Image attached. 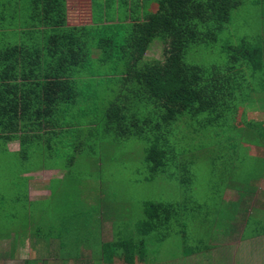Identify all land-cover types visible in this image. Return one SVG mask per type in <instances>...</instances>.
I'll return each mask as SVG.
<instances>
[{
	"label": "trees",
	"instance_id": "obj_1",
	"mask_svg": "<svg viewBox=\"0 0 264 264\" xmlns=\"http://www.w3.org/2000/svg\"><path fill=\"white\" fill-rule=\"evenodd\" d=\"M245 2L106 0L104 3L103 0L104 23L82 27L69 25L68 0H26V16L21 21L17 15L7 20L4 12H0V25L3 20L4 27L15 28L17 34L15 42L0 54V134H11L8 139L0 138V146L19 140L15 135L21 128V151L15 155H23L27 163L30 149L46 152L41 165L32 166L21 180L26 182L29 179L25 175L54 169V165L47 164L53 161L51 152L70 154L71 162L75 161L78 154L87 150L89 139L106 145L109 139L118 143L138 138L146 145L148 182L171 177L179 179L185 187L194 178L192 168L199 156L192 155L191 148L212 147L210 136L217 127L227 131L229 144L239 146L235 149L237 153L242 149L248 152L245 147L248 143L264 147V119L249 118L251 112L264 114V34L259 36L258 43L245 38L238 46L227 45L225 53L230 60L224 65H200L194 58L198 47L219 43L236 10ZM93 4L97 8V3ZM157 42L163 46L165 60L147 56ZM92 47L97 49L91 50ZM96 76L107 78L103 81ZM237 119L243 123L234 125ZM187 125H194L195 137L184 140L182 130ZM204 132L207 134L202 140ZM216 148L213 147L214 152ZM7 151L4 152L11 157ZM235 154L219 159L235 164ZM210 158L214 160L215 155ZM255 163L257 169L264 168L259 159ZM233 169L227 175L235 177ZM253 180L252 176L242 190L234 188L232 192L244 196L253 191L258 184ZM14 181L17 193L21 182ZM227 192L215 196L218 201L213 204L217 206L213 210L215 218L205 219L212 231L230 220L238 221L243 215L238 202L226 198ZM14 201L13 208L5 205L9 212L2 209L1 214H5L6 222L14 219L16 224L18 208L24 211L29 203L28 193ZM226 204L234 206V213ZM31 205L26 208V229L32 227L33 238L50 236L47 241L51 242L52 235L45 234V226L32 225ZM181 208L180 203L147 204L139 227L142 237L106 243L96 250L100 263L145 262V237L162 232L175 216L180 221ZM11 210H15V215ZM100 218L109 221L105 215ZM251 220L256 228L254 235L258 233L263 238L264 222L254 217ZM87 225L101 230L98 221L94 223L84 217L81 232H89ZM230 230L235 232L233 228ZM230 230L226 233L230 234ZM11 234L0 233V240ZM16 240L18 234L11 246L16 245ZM2 245L0 264L5 256L9 258ZM184 250L188 255L191 248L185 246ZM73 255L67 257L65 264ZM83 256L84 253L76 255L80 264Z\"/></svg>",
	"mask_w": 264,
	"mask_h": 264
},
{
	"label": "rangeland",
	"instance_id": "obj_2",
	"mask_svg": "<svg viewBox=\"0 0 264 264\" xmlns=\"http://www.w3.org/2000/svg\"><path fill=\"white\" fill-rule=\"evenodd\" d=\"M101 2L103 0H68L69 17L71 19L69 25L82 27L103 24L104 12L102 9L104 5ZM105 2L106 0H104ZM93 3H97V8ZM153 8L156 9L155 6ZM3 24L5 25L1 20L0 54L8 50L11 43L15 42V37H17L15 28L11 27L9 29L8 26L4 27ZM262 34H264V0L261 2L246 0L244 5L236 10L230 28L221 36L219 43L198 47L194 55L195 61L200 65L210 67L224 65L230 60L225 53L227 45L238 46L245 38L253 43H258L261 41L259 36ZM93 49H97V47H92L91 50ZM98 50L101 52L100 49ZM147 56L165 60L161 43L157 42L148 51ZM96 78L103 81L105 79L106 81L107 77L96 76ZM256 113L258 114H255V112L249 113V118L254 120L264 119L263 113ZM242 123V120L237 119L233 124L241 125ZM193 127L194 125H187L182 130L184 140L195 137V133L192 131ZM226 132L221 126L212 131L210 136L212 145L214 143L212 147L191 146L192 155L199 154V156L194 161L195 164L192 168L194 178L187 181L188 187H185L179 179L171 177H161L153 182H148L150 171L144 161L146 145L140 142L138 138L118 143H113L109 139L106 145L89 139L85 146L87 150L78 154L77 159L73 162H71L70 154L56 155L57 153L51 152L53 161H49L47 164L54 165L53 167L58 169L59 172L37 171L25 175V179H29V181L24 182L21 180L22 175L28 173L27 171L32 169V166L41 165L42 157L46 152L39 148L30 149L31 156L29 155L27 163L23 161V155H15L21 151L20 138L23 135L21 128H18V133L15 136L19 137V140L10 141L5 146L2 144V148L0 146V163H3V165H0V233L18 234L21 227L19 225L27 224L28 211L26 208L29 207L28 205H25L24 211L22 207L18 208L19 221H16V224L14 219L6 222L5 214H1V210L4 209L9 212L7 207L13 208L16 198L21 197L23 199V196L28 193L29 182L30 188L32 187L31 190H33L31 191L30 200L35 202L29 209L34 227L45 226L50 228L52 225L58 230H54L51 235H58L62 232L66 235L68 229L77 226V230L70 231L68 234L75 233L82 239H88V242L94 244L98 243L101 238L102 230L91 229L90 236L86 235L87 231L82 233L81 224L84 221L85 214H92L93 217L94 215H105V218L112 222L114 240L124 241L142 237L139 227L145 218L144 210L147 204L155 202L180 203L182 205L181 216H179L180 221L175 216L171 221V225L164 228L162 232L151 233L145 237L147 257L145 262L141 264H170L176 258L185 262L190 259L182 257L185 246L192 248L193 244L191 242L194 241L197 244H208L213 240L214 235H217L216 227L212 231L210 229L211 224L205 222V219L210 216L215 218L213 210L217 206L213 207V204L218 202L215 200V196L228 190L233 191L234 188H238L239 191L242 190L245 183H247L246 180L252 176L255 183L259 182L253 186V191H247L250 194L246 193L244 203H247L249 215H259V217L264 218V212L257 214L258 211L256 210V208H260V211L264 209L260 207L259 197L261 196L258 194L264 192V185H262L264 168L262 170H260V167L256 168V159H252L249 152L243 149L238 151L239 153L235 152L236 147L239 146L229 144ZM206 134L204 132L200 136L202 140L206 137ZM10 135L2 133L0 138L5 140ZM90 142L93 144L88 147ZM15 146L18 148H15ZM214 146L217 147L216 152L213 151ZM250 146L254 155L264 158V147L258 149L257 146H252L249 143L245 147ZM6 150L11 154V157L6 155L4 152ZM222 151L226 153H222ZM234 153L237 157L235 164H231L229 160L222 161L219 159V156ZM210 155H215L214 160L209 159ZM5 159L8 160L4 161ZM232 168L236 171L235 177L227 175ZM16 179L21 182L17 186L19 189L17 193L15 186L12 185V182H15ZM37 187H40L39 190H44L46 193L44 192V195L42 193L34 194ZM248 188L252 189L251 186ZM50 191L53 193V197L48 199ZM99 206L101 207L99 208ZM226 207H229V211L234 213V206L231 207L226 204ZM237 207L242 211L241 204ZM11 214L15 215V210H11ZM95 221L97 220L95 219ZM235 224L236 222L233 223V225ZM104 226L107 229L106 232L111 235V225L106 223ZM232 228L235 230V227L232 226ZM247 232V237L254 235L256 232L254 222L251 223ZM45 234L48 233L45 232ZM26 241L31 243L30 240ZM27 243L25 249L28 252L27 256H29L30 251ZM84 244L79 243L82 246L79 250L77 248L72 249L74 252L73 259H69L68 262L71 260L73 262L79 261L76 255L78 253L83 254ZM89 253L84 252V254ZM22 254L25 255L24 252ZM207 257H209V253ZM197 259L199 262L205 261L204 264H211L210 259L208 261L202 260L199 256ZM231 260L232 262L229 259V264H237L236 258L232 257Z\"/></svg>",
	"mask_w": 264,
	"mask_h": 264
},
{
	"label": "crops",
	"instance_id": "obj_3",
	"mask_svg": "<svg viewBox=\"0 0 264 264\" xmlns=\"http://www.w3.org/2000/svg\"><path fill=\"white\" fill-rule=\"evenodd\" d=\"M29 5V4H28ZM0 12H4V15L6 16V19L9 20L13 15H17L20 18V21L26 16V0H0ZM71 22V21H70ZM260 113V112H259ZM252 146H256L255 144H251ZM15 148H18L15 146ZM250 157H254L256 161L259 159L260 161H264V158L261 156H256L252 153V147H246ZM254 148V147H253ZM256 148H262L260 146H257ZM46 171V170H43ZM59 172L58 169L54 168L50 171L46 172ZM54 179V178H52ZM51 179V181H52ZM50 181V183H51ZM19 182V181H18ZM259 182V181H258ZM20 183V182H19ZM264 185V179L263 184ZM36 186V184H35ZM261 186V185H260ZM32 188V187H31ZM30 188V182L28 186V197H29V203L32 205L35 203L34 201L30 200L31 196V190ZM40 187L35 188L34 194H43L44 190L40 191ZM251 192V191H250ZM46 193V192H45ZM247 193V192H246ZM246 193L244 196L240 195L242 193L238 192H232L229 191V193L226 195V198L229 200H233L234 202H238V204H241L242 213L243 215L241 218H238V221H232L227 222L223 224V227H214L217 229V235H214V238L211 242H209L206 246H200L199 243L197 244L196 241L191 242L193 244V247L191 248V252L189 251L188 255H185L187 252L184 250L183 252V258H190L187 259L185 262L179 261L178 258L173 259L170 264H204L205 261L199 262L197 257L201 258L202 260L208 261L210 259L211 264H229L232 262L231 258L234 257L237 260V264H264V237L256 235L247 237V229L249 227L248 223H251V219L254 217L255 219L260 220L261 222H264V218L259 217V215H249V208L247 206V203L245 202L246 199ZM264 192L258 193L261 197H259L260 207L264 208ZM248 195L250 193H247ZM257 194V193H256ZM258 195V196H259ZM24 197V196H23ZM53 197V193L50 191V195L48 199H51ZM92 200V199H90ZM241 202V203H240ZM263 202V203H261ZM28 203V206H29ZM23 204V203H22ZM101 206H99L100 208ZM258 211L257 214H260L264 212V209L260 211V208H256ZM84 217H86V220L91 222H96L95 219L98 221V224L101 226L102 234L101 238L99 239L98 243L88 242V239H82V237L78 236L75 233H69L75 231L76 228L68 229L67 234L65 235L63 232L60 234L52 235L51 242L47 241V238H50V236H44L39 237L35 236L33 238L31 235L34 233L32 230V227H29L26 229L25 225H20L18 232V240H16V245L11 246L13 244V241L15 240L16 234L12 233L11 237H2L1 243L2 249L6 247L7 252L9 253V258L5 256L7 252L4 254L5 260L3 259L1 264H65L64 262L67 257H69L72 253L73 248H77L78 250L82 248V246L79 245L80 242L85 243V248H83L84 252H90L89 254H84L83 260L81 264H101V257L98 254L96 250H99L98 248L102 247L106 243L113 242L114 236H113V225L111 221H103L99 215L92 214H85ZM218 220L222 221L221 218ZM236 222L235 225L233 223ZM106 223L111 225V235L110 233L106 232L107 229L104 226ZM91 225H87V228L89 232H87L86 235H91V229L89 228ZM235 227V232L231 233L230 228ZM61 227V226H60ZM63 228V227H62ZM230 230V234L226 233V230ZM58 230V228H54L53 226L51 228L46 227L45 232L47 231L48 234H51L52 231ZM91 230V231H90ZM83 233V232H82ZM12 238V239H11ZM14 239V240H13ZM17 239V238H16ZM26 240H30L31 243H27ZM27 243L28 249L30 251L29 256H27L28 252L25 249V244ZM76 249V250H77ZM25 253L23 256L22 253ZM209 253V257H207V254ZM65 258V259H63ZM73 259V258H69ZM230 259V262H229ZM68 262V261H67ZM79 261L73 262V260L69 261L67 264H80ZM101 262V263H100ZM115 260L114 264H121L116 263ZM135 264H141L140 262H136Z\"/></svg>",
	"mask_w": 264,
	"mask_h": 264
}]
</instances>
